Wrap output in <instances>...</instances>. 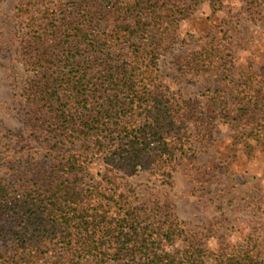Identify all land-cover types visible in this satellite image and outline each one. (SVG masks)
<instances>
[{"label":"trees","instance_id":"trees-1","mask_svg":"<svg viewBox=\"0 0 264 264\" xmlns=\"http://www.w3.org/2000/svg\"><path fill=\"white\" fill-rule=\"evenodd\" d=\"M204 1L219 0H47L24 53L33 73L24 93L38 134L56 149L61 182L25 200L0 183V236L8 231L5 219L23 211L18 264H261L249 240L213 255L178 222L142 218L109 173L172 175L187 126L200 113L155 74L156 50L162 32ZM260 100L261 112L264 95ZM209 113L208 120L217 116ZM245 115L246 134L264 138V112ZM95 158L108 166L100 182L76 189L64 176H90L84 161ZM36 244L49 247L48 255Z\"/></svg>","mask_w":264,"mask_h":264},{"label":"rangeland","instance_id":"rangeland-1","mask_svg":"<svg viewBox=\"0 0 264 264\" xmlns=\"http://www.w3.org/2000/svg\"><path fill=\"white\" fill-rule=\"evenodd\" d=\"M49 4L0 0V183L18 200L49 194L61 182L56 149L42 141L24 93L33 74L25 61L27 41ZM162 36L155 74L179 101L194 105L199 120L188 124L186 149L170 177L142 169L134 175L111 168L109 173L117 176L131 205L141 207L142 218L178 222L213 255L249 240L264 264V138L246 134L245 115L264 112L261 100L256 103L264 95V0L204 1ZM211 111L217 116L208 120ZM84 165L90 176H64L83 191L98 184L108 168L99 158ZM22 213L5 219L2 261L19 262L22 237L16 231L22 228ZM36 247L48 255L49 247Z\"/></svg>","mask_w":264,"mask_h":264}]
</instances>
